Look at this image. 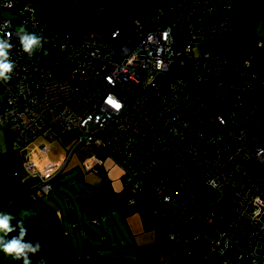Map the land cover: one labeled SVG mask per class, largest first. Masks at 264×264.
<instances>
[{
	"label": "built area",
	"instance_id": "1",
	"mask_svg": "<svg viewBox=\"0 0 264 264\" xmlns=\"http://www.w3.org/2000/svg\"><path fill=\"white\" fill-rule=\"evenodd\" d=\"M232 12V0H159L121 40L122 27L70 32L32 0H0L15 64L0 81V127L32 148L8 180L26 170L35 176L28 189L49 193L73 154L87 171L111 161L130 206L138 193L154 194L167 241L189 255L208 244L223 264H264V70L227 42ZM24 29L43 38L32 56L19 43ZM254 40L264 47V37ZM213 41L228 45L201 54ZM37 137L71 147L54 154L33 145ZM228 195L236 204L225 213Z\"/></svg>",
	"mask_w": 264,
	"mask_h": 264
},
{
	"label": "rangeland",
	"instance_id": "2",
	"mask_svg": "<svg viewBox=\"0 0 264 264\" xmlns=\"http://www.w3.org/2000/svg\"><path fill=\"white\" fill-rule=\"evenodd\" d=\"M101 7V3L97 6ZM4 16L11 19L14 24L21 20L15 17L10 11H4ZM257 36H264V20L261 19L255 28ZM228 44L220 41H213L200 46L201 54L216 52L226 48ZM4 108L3 95L0 93V111ZM38 143L48 144L49 142L37 137L33 145ZM54 153H67L70 144L66 138L50 142ZM101 171H87L82 167L79 156L72 155L66 166L65 173L55 180V184L61 189V202L69 203L80 217L91 222L90 218L100 220V225H91L92 230L101 236L102 239L109 237L114 247H122L114 253L116 256L129 257L127 253H133L136 261L144 259L145 264H199L201 260L218 263L221 255L208 244L197 247V252L189 255L181 246L170 243L166 240V230L156 216L152 213V205L155 201L154 194L144 191L136 195V206H130L120 192L121 171L118 167H112L107 174ZM108 178L113 181L114 190L109 192L108 198H103L98 204H94L95 187ZM201 198H208L207 189L198 190ZM236 204V198L228 195L222 201L225 213H230ZM154 214V215H153ZM104 240V244H105ZM130 250V252H129ZM93 257H95V252ZM134 256L131 255V258ZM96 258V257H95ZM151 261V262H150ZM222 261V260H221ZM139 263V262H137ZM220 264H223L222 262Z\"/></svg>",
	"mask_w": 264,
	"mask_h": 264
},
{
	"label": "crops",
	"instance_id": "3",
	"mask_svg": "<svg viewBox=\"0 0 264 264\" xmlns=\"http://www.w3.org/2000/svg\"><path fill=\"white\" fill-rule=\"evenodd\" d=\"M82 1L90 3L91 7L95 8L99 0ZM47 145L52 150L50 142ZM0 148V210L5 207H8V210L13 213L22 207H31L36 210V215L25 224V227L28 228L25 240L33 243L37 239L40 240L41 251L39 256L44 258L46 264H145L142 263L144 261L142 257V261H136V256L132 252L127 253L130 256L126 259H124L125 256L114 257V253L118 250L122 251L123 248L117 249L108 236L102 239L103 237L101 238L92 230L91 225H100V220L93 217L90 218L91 222L86 221L85 218L81 221L69 203L61 202V189L54 182L65 173V170L51 182L52 189L49 193H45L40 188L28 189L35 178L31 172L23 170L22 179L17 181H9L7 177L26 160L32 149L31 145H22L18 142L15 133L0 127ZM52 152L54 153L53 150ZM54 154L63 155V153ZM112 167L118 166L111 161L105 163L102 169L105 177ZM120 179L121 192L123 189L122 177ZM110 181L113 191V181ZM24 192L25 194L21 196ZM9 202H11L10 207L8 206ZM16 235H18L17 232L10 233L9 238ZM95 250H97L95 252L96 258L93 257ZM131 255L134 258H131ZM29 258L32 264H37L38 256L30 254ZM221 260L220 258L218 263H213L206 258L204 264H220ZM0 264H23V261L13 260L11 257L0 253Z\"/></svg>",
	"mask_w": 264,
	"mask_h": 264
},
{
	"label": "water",
	"instance_id": "4",
	"mask_svg": "<svg viewBox=\"0 0 264 264\" xmlns=\"http://www.w3.org/2000/svg\"><path fill=\"white\" fill-rule=\"evenodd\" d=\"M159 0H111L92 8L82 0H32L57 25L77 31L109 32L120 29L144 8ZM232 40L240 57L264 70V47L253 37L252 26L264 0H232Z\"/></svg>",
	"mask_w": 264,
	"mask_h": 264
},
{
	"label": "clouds",
	"instance_id": "5",
	"mask_svg": "<svg viewBox=\"0 0 264 264\" xmlns=\"http://www.w3.org/2000/svg\"><path fill=\"white\" fill-rule=\"evenodd\" d=\"M99 2L100 0L98 4ZM18 39L23 51L29 56L43 49V38L35 32L24 29L18 34ZM13 47L9 38L0 35V81L7 82L12 77L15 64L10 58V49ZM44 54H47V50H44ZM8 206H11V202ZM34 215L36 210L31 207H22L15 213L10 212L8 207L0 210V253L13 260H22L23 264H32L30 254L36 255L38 256L37 264H46L44 258L39 256L40 240L37 239L34 243L25 240L28 232L25 224ZM13 232H17L18 235L9 238V234Z\"/></svg>",
	"mask_w": 264,
	"mask_h": 264
},
{
	"label": "trees",
	"instance_id": "6",
	"mask_svg": "<svg viewBox=\"0 0 264 264\" xmlns=\"http://www.w3.org/2000/svg\"><path fill=\"white\" fill-rule=\"evenodd\" d=\"M111 0H100V3H101V6L107 4L108 2H110ZM99 3V4H100ZM159 1L152 4L151 6L149 7H146L144 8L142 11H140L138 14H137V18H149L151 15H153L154 13V10L157 8V5H158ZM98 5V4H97ZM96 5V6H97ZM97 7H100L97 6ZM96 7V8H97ZM263 19L264 20V7L262 8V10L258 13V15L256 16L255 20H254V23H253V26H252V32H253V37L254 39H257V38H261V37H264V36H257L256 35V32H255V28L257 26V24L259 23V21ZM129 28H130V25H127V26H123L122 27V38L121 40H125L128 38V36H130V31H129ZM67 31H70V32H77V30H71V29H66ZM227 42L230 43L232 42V37L229 36L226 38ZM102 172V169L99 170ZM112 191V182L109 180V179H104L101 184L97 187H95V198L93 199V201L95 203H98L100 202L103 198H108L109 197V192L111 193ZM123 197L127 200L128 199V192L125 190V189H122L121 191ZM139 194V193H138ZM136 206V205H135ZM158 221V220H157ZM202 261L199 262V264H201Z\"/></svg>",
	"mask_w": 264,
	"mask_h": 264
}]
</instances>
